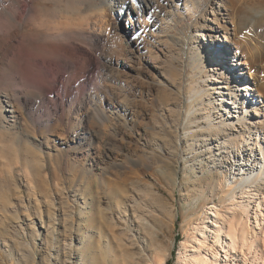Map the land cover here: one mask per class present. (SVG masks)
Returning a JSON list of instances; mask_svg holds the SVG:
<instances>
[{"label":"rangeland","instance_id":"1","mask_svg":"<svg viewBox=\"0 0 264 264\" xmlns=\"http://www.w3.org/2000/svg\"><path fill=\"white\" fill-rule=\"evenodd\" d=\"M82 1L65 2L81 35L60 45L69 47L68 60L78 61L79 73L65 91L59 79L53 83L54 93L46 96L39 114L32 113L29 126L0 132V264H158L159 258L180 264V243L187 232L196 235L193 228L203 222L204 209L219 205L225 183L245 181L236 170L250 154L241 134L252 131L264 148L257 124H264V101L247 88L241 92L249 101L243 122L238 113L225 114L222 105L229 99L213 93L212 77L204 75L190 49L210 44L196 37L202 25L205 34L215 33L200 15L175 30L159 22L160 15L175 12V0H153L156 10L140 2L133 6V0H106L113 6ZM118 2L130 3L133 11L121 14ZM39 38L27 42L41 53L42 41L52 39ZM185 38L190 42L182 52ZM234 53L218 62L213 56L217 76L237 77L230 67ZM4 57L0 54V63ZM0 87L6 90L4 83ZM21 88L38 95L37 88ZM251 98L260 108L258 116L250 112ZM46 113L50 121L41 117ZM229 117L233 126L225 127ZM211 123L218 129L210 145L221 166L216 175L225 171L226 177L213 175L200 140L212 133ZM255 155L263 161L260 149ZM205 173L215 177L216 189L207 199H194L200 192L195 183ZM256 239L255 249L235 255L233 264H264L263 238Z\"/></svg>","mask_w":264,"mask_h":264},{"label":"bare ground","instance_id":"2","mask_svg":"<svg viewBox=\"0 0 264 264\" xmlns=\"http://www.w3.org/2000/svg\"><path fill=\"white\" fill-rule=\"evenodd\" d=\"M66 1L0 0V54L5 55L0 63V86L2 83L6 85L5 91L0 90V118L3 120V123L0 122V132L4 128L11 129L24 123L28 125V121L29 123L32 121V113L39 114L42 105L45 106L46 96L49 93H54L52 92L53 83L59 79L61 90L65 91L70 85V79L79 73L78 61L68 60L70 56L69 47L60 46L66 40H78L81 35L78 19L70 18L68 17L69 14H66L68 3ZM175 1L177 2L175 3ZM175 1L172 3L176 8L175 12L169 11L160 15L159 22L166 27L169 24L170 30L178 29L184 24L189 25L198 15L206 22L208 31L215 34L207 35L202 32V30L207 29L205 25H202L196 37L200 41L208 40L210 44L204 47L205 44L200 43V47L196 48L195 45L190 49L196 58L198 56L202 69L206 71L204 75L212 77L216 85L211 89L213 93L218 94L223 101H225V97L226 100L229 99L226 104L235 109V111H231L232 108L224 104L222 106L226 111L225 114L231 116L232 112L238 113V121L243 122L244 118L241 115L246 110L244 102H247L248 99L243 98L241 92L247 88H249L247 89L248 94L250 90H255L258 97L264 101V0ZM183 1V7H179ZM139 2L146 4L148 9H157L153 0H133V6L138 5ZM102 3L113 6L106 0ZM119 4L121 14L124 10L133 11L130 3ZM207 7L210 10L206 9ZM190 13H192L191 16ZM29 28L32 29L31 32H27ZM21 29L24 32L20 38H17L16 34ZM220 32L223 34L218 36ZM43 34L52 39L49 41L50 43H54V41L57 43L49 46V42L42 41L45 42L42 45L43 51L38 53L35 48L29 46L27 38L34 37L37 40ZM186 40L188 43L190 42L189 38L182 41L180 45L182 52H186L184 51L187 44ZM195 44L199 45L198 42ZM232 50L235 52L234 63L238 60L235 64L241 66L233 67L234 63L230 66L234 68L233 70L238 71L234 80H230L224 74L220 77L217 76L216 70L214 71L216 64L212 61L213 56H218L217 62L221 59L222 61L226 60ZM230 71L232 70L230 69ZM248 79L252 81L253 87L247 86L250 83L249 81L246 82ZM22 86L37 88L38 95H27L22 90ZM199 97L203 100L201 95ZM48 98L47 100H49ZM250 103L253 105V110L250 112H254L256 116L261 114L260 108L256 104L257 101L251 98ZM191 108L192 106L189 104L187 111L189 112ZM3 114L6 115L3 116ZM45 116L50 121V115L47 113L41 115V117ZM230 120L229 117L222 124L225 127L233 126ZM257 122H259L257 123L259 129L264 134V124L260 121ZM210 127V132L213 134H202L204 139H200L204 143L203 147L206 148L205 153L208 155L206 159L209 158L210 164L215 169L213 174L215 177H226L225 171H221L220 174L222 175H216L221 166L217 163L215 151L210 145L212 144L211 140H213L212 135H216L218 129L213 123ZM247 129L249 130L250 127ZM251 134L252 131H244L241 134L242 141H249L246 144V151L250 152L248 159H243V162L238 164L239 169H236L238 175L242 172L241 179L245 180L244 183L237 185H226L225 183L220 192L219 205L213 202L211 207H206L203 222L199 223L198 221L193 228L196 235L189 236V232H187V240L180 243L181 252L178 263L233 264L235 255L255 247L258 236L263 238L264 245V148L260 144L261 141L253 139ZM207 136H210L211 139H206ZM196 138L197 136H193V141ZM237 144L240 146L237 148L238 153L242 142ZM258 149L262 152L263 161L255 155ZM240 157L241 155L238 156V162ZM230 164L233 169V161ZM215 177L213 178L210 173H205L198 178L195 185L200 192H195L194 199L199 197L207 199L211 190L214 193L216 189ZM158 264H166L165 258H159Z\"/></svg>","mask_w":264,"mask_h":264},{"label":"trees","instance_id":"3","mask_svg":"<svg viewBox=\"0 0 264 264\" xmlns=\"http://www.w3.org/2000/svg\"><path fill=\"white\" fill-rule=\"evenodd\" d=\"M168 264H169V262H168Z\"/></svg>","mask_w":264,"mask_h":264}]
</instances>
